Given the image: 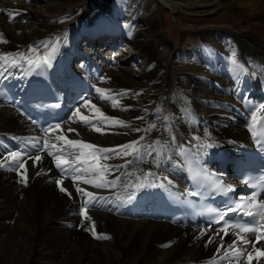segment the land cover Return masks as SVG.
Wrapping results in <instances>:
<instances>
[{
	"label": "bare ground",
	"instance_id": "bare-ground-1",
	"mask_svg": "<svg viewBox=\"0 0 264 264\" xmlns=\"http://www.w3.org/2000/svg\"><path fill=\"white\" fill-rule=\"evenodd\" d=\"M27 1L33 0H0V85L11 82L23 89L41 64L57 79L67 75L73 69L65 61L69 48L71 56L84 59L80 68L86 76H96L97 71L99 75L90 85L89 100L70 108L66 121L44 134L38 135L0 103V163L5 164L0 167V264H238L236 249L225 252L237 241L235 233L151 221L129 205L135 201L146 207L150 200L140 199L146 193L151 198L157 184L176 195L185 188L182 147L226 176L223 156L249 142L264 110L260 107L264 0H153L142 10L135 8L139 0L109 3L114 9L111 16L97 17L83 28L92 38H125L133 45L127 60L109 51L118 43L93 52L98 60L73 45L82 17L104 0H80L79 13L72 16L77 5L67 10L70 0H38L42 2L38 8L27 6ZM164 4L176 13L178 9L188 14L222 9L224 13L202 22L201 41L178 53L162 35L159 10ZM228 14L230 22L223 24ZM67 16L68 21H58ZM159 46L168 53L165 66L156 56ZM233 56L237 64L232 63ZM92 59L99 61L93 68L86 65ZM127 61L139 62L144 74L127 67ZM180 77L185 78L182 84ZM11 136L32 148L29 155L19 157L26 161V173L5 159L11 152ZM68 140L80 143L69 145ZM157 140L155 150L146 147ZM129 144L131 154L124 155L120 146ZM135 148L141 150L139 160ZM36 155L41 159L36 161ZM21 173L27 177L26 185ZM111 181L114 186H96ZM77 187L102 198L89 205L91 220L80 214L86 197ZM93 224L95 232L90 230ZM257 235L264 236V228ZM245 247L239 264H248L247 252L253 254L251 264H264L251 244L237 243V248ZM255 247L264 250V239Z\"/></svg>",
	"mask_w": 264,
	"mask_h": 264
},
{
	"label": "rangeland",
	"instance_id": "rangeland-1",
	"mask_svg": "<svg viewBox=\"0 0 264 264\" xmlns=\"http://www.w3.org/2000/svg\"><path fill=\"white\" fill-rule=\"evenodd\" d=\"M115 1L116 0H104V1L97 2L95 4V7H92L89 10V12H87L84 15V17H82L79 23L80 33L76 37V43L77 45L83 44V48L85 51L88 50L89 52H92L93 51L92 47L98 48V46H92L90 44L84 43L87 41L86 40L87 36L85 35V32L84 30H82V28L84 26H87L91 21L95 20L97 17H102L106 15L111 16L112 12H114V9L109 3L113 4ZM152 1L153 0H139L137 1L139 2V4H135V8H137V10H142L146 8V6H148L150 3H152ZM79 2L80 0H70L67 3V5L69 4L68 6L66 5L68 7L67 10H69V8L73 7L74 5H77L75 12L71 13V16L77 15L79 13V8H80L78 5ZM26 4L27 6L38 8L42 5V2L38 0L36 1L33 0L31 2L27 1ZM167 5L168 4H164V6H162V8L159 10L160 28L162 27L161 30L163 29L162 35L165 38V41H168L171 49H173L174 51L178 53L186 52L187 49L196 46L201 41V38L203 37V33H205L204 32L205 29L201 27V25H203L202 22L212 21L213 19L221 18L224 13L222 11L224 9L216 13L214 12L212 14L211 13H190L188 14L185 11L183 12L182 9H178L179 11L178 13H176L175 11H172V9L168 7ZM230 18L231 16H229L228 14V16H226V18L224 19L223 24L230 22ZM58 21L66 22L68 21V16L59 18ZM213 23L215 24L217 23V21L214 20ZM25 31H27V29H25ZM101 32L102 31H99L98 33H101ZM103 38H105L103 42L110 38L111 40L109 41L114 40L113 42H111V44L115 42V39H113L112 36H106V37L104 36ZM125 40H126L125 38L122 40L118 39L117 40L118 47L115 46L113 48L117 49V55L120 58L127 60L129 53L133 51V45L128 44V42ZM79 51H82V50H79ZM109 51L111 52V50ZM156 51H157L156 56L160 60V64L164 66L167 65L168 63L167 50L159 46L156 48ZM112 52L115 53L116 50L115 51L112 50ZM127 62L128 63L125 65H127V67H130L135 73L137 71V73L139 72L140 74H144L142 68L139 66V62L137 61H133V62L127 61ZM178 81L181 82L182 84L185 82V78L180 77ZM181 84L179 83V85Z\"/></svg>",
	"mask_w": 264,
	"mask_h": 264
},
{
	"label": "snow or ice",
	"instance_id": "snow-or-ice-1",
	"mask_svg": "<svg viewBox=\"0 0 264 264\" xmlns=\"http://www.w3.org/2000/svg\"><path fill=\"white\" fill-rule=\"evenodd\" d=\"M9 14L10 15H14V13H9ZM0 35H2V34H0ZM29 63H31V61H29ZM232 63L233 64H237V61H236L235 56H233ZM97 91L99 92V91H103V90L97 89ZM260 107L262 109H264V105H261ZM78 111L79 110L77 109V113H78ZM165 119H167V117H165ZM120 123H123V122H120ZM55 127L56 128H59L60 125L57 124ZM97 131H100V129H97ZM137 131H140V130L137 129ZM141 139H143V138H141ZM67 143L69 145H76V144H78L80 142L79 141H76V140H68ZM135 143L136 142H133V144H135ZM159 143H160V141L157 140V141L154 142V144L148 145L146 147L147 148H151L152 150H155V145L156 144H159ZM133 144L120 146V147H122V148L125 149L124 155L131 154V153L128 152V149L129 148H133ZM204 146L205 147H212L213 145L206 144ZM82 147H89V148H91V147H94V146L93 145H82ZM103 151L104 152L113 151L117 155L120 154L117 150L104 149ZM134 151L136 153V157L135 158L137 160H139L141 158L140 155H139V153H140L141 150L139 148H135ZM49 154L51 155V153H49ZM146 154H150V153H146ZM20 156H21V153L20 152H18V151H11V152L6 153L5 159L11 161L10 166H13L14 165L17 170L24 169L25 170V173H26V161L21 162V160L19 159ZM105 158H107V157H105ZM40 159H41V157L39 155H36L35 156V160L36 161H38ZM56 160H57V167H61V163H60L61 158H60V156H56ZM64 163H67V161H64ZM127 163H131V161H128ZM127 163L125 165H123L122 167H126L127 166ZM4 166H5L4 163H0V167H4ZM63 171H65V169H62V172ZM73 171L76 172V173H80L81 172V169L80 168H74ZM21 175L23 176V179H22L21 182L22 183H25V185H26V183H27V177H26V175L24 173H21ZM76 179L79 180L80 179V176L77 175L76 176ZM164 179H168V178L165 177ZM84 182L85 183H90V181H88V180H85ZM168 182L171 183L170 180ZM57 183L60 184L61 181H57ZM245 183H247V181H245ZM114 184H115V181H111V182H108L106 184H98L96 186L97 187H107V186H110V185L111 186H114ZM140 186H143V185H140ZM216 188L218 190H221V191H224V192L234 191V189H233V187L231 185L222 186V182L221 183H217L216 184ZM60 190L61 191H66V189L63 188V187H61ZM77 191L79 193H82L86 197L83 205L81 206V213L80 214L82 216H84L86 219L91 220V217L87 215V210L89 208V205H91L93 202H98L99 199H102V198H98L93 193L87 192L84 189H81L79 187H77ZM69 195H71V194L69 193ZM247 200H248V203L247 204H243L242 203L241 205H239L235 209H233V208H229L228 209V211H230V212H233L234 211V212L241 213L243 215H248V216H252L253 217V220L249 222V223L252 224V227L243 226V225H234L233 226V227H236L238 229L237 233H235L237 235V241H233L232 244H229L227 246V249H225V252H227L228 249H236V256H235V258H236L238 264H239L240 257L242 255H244V252L245 251H247L246 247L245 248H242V249L237 248V243L238 242L241 243V244H243V245H245V246L251 244L252 247H253V249H254V251L257 253V258L264 257V250H261L260 248H256L255 247V244L257 242H259L260 240L264 239V236H262V235H256L255 241H249L246 236H241L240 235V233H245L246 234L248 232L257 233L258 228H264V201H257L256 200V194L255 193H253L251 197H248ZM226 214L227 213L220 214L219 221H217V222L224 221ZM90 230H92L93 232H95V226H94V224L91 226V229ZM222 231H224V230L222 229ZM225 235H227V232H225ZM97 238H99V237H97ZM103 238L109 239L110 237L105 236ZM221 241H223V237H221ZM211 242H212V240L210 239L209 240V243H211ZM220 248H224V244L223 243H221ZM225 258H227V257H225ZM252 259H253L252 252H247L248 264H251Z\"/></svg>",
	"mask_w": 264,
	"mask_h": 264
}]
</instances>
